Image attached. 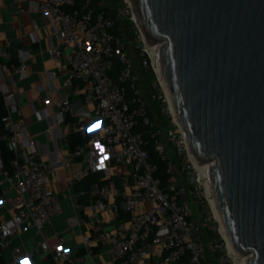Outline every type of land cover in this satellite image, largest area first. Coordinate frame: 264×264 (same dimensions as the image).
Instances as JSON below:
<instances>
[{
    "label": "built area",
    "instance_id": "1",
    "mask_svg": "<svg viewBox=\"0 0 264 264\" xmlns=\"http://www.w3.org/2000/svg\"><path fill=\"white\" fill-rule=\"evenodd\" d=\"M39 7L51 14L62 46H51L49 53L66 59V65L53 72L64 75L65 92L59 104L66 109L70 95H82L86 102L94 103V112L104 120L100 132L90 140L86 122H79L78 130L91 147L85 152L87 141L75 144L72 154L85 152L84 164L68 178V184L75 186L106 170V180L93 200L99 214L89 222L96 225L107 211L118 218L114 227L95 236L83 234L86 252L92 254L94 246L104 241L114 264H240L238 252L229 246L209 201L208 167L194 156L171 108L155 68V53L138 25L132 2L121 0L111 7L108 2L94 6L92 0L83 4L78 0H40ZM123 19L130 24L122 27ZM130 50L142 68L155 74L148 94ZM115 61L119 69L112 77ZM10 69L25 73V56L20 54L18 62L0 63V92L7 109L2 117L6 130L3 139L14 154L11 170H4V180L15 190L14 194L8 190L0 193V207L7 205L12 210V215L0 219V264H38L34 258L43 252L51 254V264H79L72 249L59 246L53 250L42 238L34 240L26 253L12 248L10 257L2 260L16 234L29 228L41 232L58 206L57 195L46 183L54 163L37 159L33 135L10 116L12 110H18L20 99L7 74ZM155 102L166 114L165 121L150 115ZM37 117L42 119V113L37 112ZM139 123L144 129L135 131ZM150 146L164 162V186L156 176L158 163ZM108 159L129 168L133 178L130 189H121L110 179Z\"/></svg>",
    "mask_w": 264,
    "mask_h": 264
},
{
    "label": "water",
    "instance_id": "2",
    "mask_svg": "<svg viewBox=\"0 0 264 264\" xmlns=\"http://www.w3.org/2000/svg\"><path fill=\"white\" fill-rule=\"evenodd\" d=\"M245 264H264V0H131Z\"/></svg>",
    "mask_w": 264,
    "mask_h": 264
},
{
    "label": "crops",
    "instance_id": "3",
    "mask_svg": "<svg viewBox=\"0 0 264 264\" xmlns=\"http://www.w3.org/2000/svg\"><path fill=\"white\" fill-rule=\"evenodd\" d=\"M39 2L40 0H0V63L18 62L20 54L25 56V73L16 69H10L7 73L20 95L18 110H12L10 116L33 135L37 159L44 163H54L55 169L47 173L46 183L57 195L58 206L51 222L41 232L29 228L16 234L2 260L10 257L12 248L18 247L21 252L26 253L34 240L42 238L47 240L53 250L59 246L72 249L79 264H114L108 243L100 241L94 246L92 254L86 252L83 244L84 233L95 236L102 229L114 227L118 221L111 211H107L96 225L89 222L90 217L99 214L93 200L100 184L106 180V170L101 169L91 174L75 186L68 184L71 173L84 164V153L91 147L89 140L100 132L104 120L94 112V103L86 102L82 95H70V106L66 109H62L59 104L65 92L64 75H54L53 72H58L66 65V59L63 55L55 57L49 53L51 46H62L51 14L41 9ZM61 110L64 111L62 119L59 115ZM37 112L42 113V119L37 117ZM81 121L87 124L89 140L84 139L78 130ZM4 134L0 136L1 139ZM86 141L85 152L73 155L75 144H84ZM1 164L0 193L8 190L10 194H14L15 190L4 180L5 168L0 148ZM106 168L110 179L119 188L130 189L133 186V178L127 166L108 159ZM10 215L12 210L9 206L0 207V219ZM122 216L126 217V214L122 213ZM34 261L38 264H51V254L43 252Z\"/></svg>",
    "mask_w": 264,
    "mask_h": 264
},
{
    "label": "trees",
    "instance_id": "4",
    "mask_svg": "<svg viewBox=\"0 0 264 264\" xmlns=\"http://www.w3.org/2000/svg\"><path fill=\"white\" fill-rule=\"evenodd\" d=\"M130 23L128 22V25ZM118 26V23H117ZM119 69V64L118 62L115 61L114 63V68L113 70L110 72V75L112 77H115L117 71ZM147 73L150 72L153 76V78L155 79V74L152 70L146 71ZM146 74V73H145ZM148 79V78H147ZM153 79V80H154ZM150 84L152 82V80H149ZM7 113V109L5 106V102H4V98L3 95L0 92V136H2L6 130L4 128V124L2 122V117ZM150 115L154 118L153 115V111H152V107L150 110ZM144 129V126H142L141 123H139L137 125V127L135 128V131ZM75 141H73L74 143ZM0 148H1V158H2V163L5 169H7L8 171L11 170L12 166H11V162L13 160L14 154L12 152V150L7 146L6 142L4 141V139L0 138ZM150 151H151V155L152 158L158 163V170L156 172V176H158L161 179V186L165 185V172H164V162L159 158L158 154L156 153V151L154 150L153 146H150Z\"/></svg>",
    "mask_w": 264,
    "mask_h": 264
},
{
    "label": "bare ground",
    "instance_id": "5",
    "mask_svg": "<svg viewBox=\"0 0 264 264\" xmlns=\"http://www.w3.org/2000/svg\"><path fill=\"white\" fill-rule=\"evenodd\" d=\"M130 1H131V0H130ZM150 44H151V51H152L153 53H155V68H156L157 73H158V75H159V79H160L161 83L163 84L164 88L166 89V92H167L168 97H169V100H170L171 108H172V110H173L175 116L177 117V114H176L175 108H174V106H173V104H172L171 97H170V95H169V92L167 91L166 81H165V78H164V75H163V72H162L161 64H160L159 59H158V48H159V45H160V44H157V43H150ZM202 164H203V166H204L205 168L208 167L206 163H202ZM207 190H208V194H209V201H210V204H211V206H212V209H213L214 215H215V217H216V218L219 220V222H220L221 229L223 230V232H224V234H225V236H226V238H227V240H228L229 246H230L231 248L235 249L234 246H233V244H232V242H231V239H230V237H229V235H228V232H227V230H226V227H225V225H224V221H223V219H222V217H221V214H220V211H219V207H218L217 201H216V199H215V196H214V194H213V190H212V187H211V182H210V179H209L208 176H207ZM237 255H238L239 258H240V264H245L246 256H245V255H241V254H239V253H238Z\"/></svg>",
    "mask_w": 264,
    "mask_h": 264
},
{
    "label": "rangeland",
    "instance_id": "6",
    "mask_svg": "<svg viewBox=\"0 0 264 264\" xmlns=\"http://www.w3.org/2000/svg\"><path fill=\"white\" fill-rule=\"evenodd\" d=\"M101 1L106 2V3L108 2L111 7H114L118 5L121 0H101ZM84 2L85 0H78L79 4H83ZM92 4L94 6H97L98 0H92ZM125 25H128V21L126 19L121 20V26L125 27ZM129 54L135 62L136 70L140 72V75L144 80V86H143L144 92L145 94H148L152 88L149 80L153 81L154 78L150 72L147 73L146 70L140 66L139 61H138L140 59L134 55L133 51L130 50ZM152 111H153L154 117L160 122L166 120V114L162 113L161 105L159 103L155 102L152 104Z\"/></svg>",
    "mask_w": 264,
    "mask_h": 264
}]
</instances>
